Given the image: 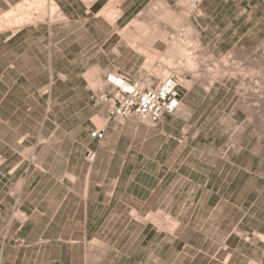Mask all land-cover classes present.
<instances>
[{"label":"rangeland","instance_id":"374dc122","mask_svg":"<svg viewBox=\"0 0 264 264\" xmlns=\"http://www.w3.org/2000/svg\"><path fill=\"white\" fill-rule=\"evenodd\" d=\"M23 1L9 5L0 0V34L21 28L5 15ZM193 1L169 0L168 6L159 0L142 11V20L126 27L149 57L123 51L127 55L104 59L110 61L112 71L131 80L149 75L156 84L174 73L182 82L178 111L174 116L165 115L178 117L172 124L174 154L157 155L170 170L159 191L149 194L141 216L129 211L132 222L126 228L117 224L113 233L99 235L115 248L103 244L92 248L96 264H264V0H243L254 16L248 21L244 17L236 20L223 36L216 32L211 6L199 12ZM30 2L32 22L24 25L59 17L57 10L48 17L42 0ZM41 7L43 15L38 10ZM107 17L112 21L114 14ZM222 21L220 28L225 27L226 21ZM115 39L117 35L112 44ZM176 41L178 46L172 44ZM163 63L171 67L165 75L159 74ZM101 86L100 81L89 85L93 90ZM21 94L16 89L10 93L14 102ZM133 123L129 131L156 124ZM12 124L16 134L0 122V179L23 176L30 158V151L24 149L34 141L18 139L26 123ZM95 124L101 127L102 119ZM139 141L135 136L127 139L133 146L125 177L133 197L138 196L134 181L141 180V160L149 156L135 151ZM86 152L84 157L91 162ZM14 165L19 166L10 174Z\"/></svg>","mask_w":264,"mask_h":264},{"label":"crops","instance_id":"0c3cea01","mask_svg":"<svg viewBox=\"0 0 264 264\" xmlns=\"http://www.w3.org/2000/svg\"><path fill=\"white\" fill-rule=\"evenodd\" d=\"M1 1L10 5L18 0ZM53 1L59 13L54 22L0 34V122L14 134L12 123H26L18 139L34 140L24 149L30 158L23 176L0 179V264H96L92 248H115L99 235L113 233L117 224L126 228L132 222L129 211L137 217L143 214L149 194L159 191L170 170L157 155L170 157L175 151L172 124L178 117L164 116L146 125L148 129L136 126L129 131L137 122L134 118L110 117L105 104L92 102L103 88L105 74L114 72L104 59L133 51L126 27L142 20V11L159 0ZM193 4L199 12L211 6L221 36L236 20L254 16L243 0ZM112 13L111 21L107 16ZM221 20L226 21L224 28L219 27ZM99 81V89L89 87ZM13 89L22 92L18 102L10 95ZM101 119L103 124L96 127ZM95 128L104 129L101 140L90 136ZM132 136L140 139L135 151L149 155L138 168L136 197L129 194L131 183L125 177L133 146L127 139ZM87 150L95 153L91 162L84 157Z\"/></svg>","mask_w":264,"mask_h":264},{"label":"built area","instance_id":"2783aa9c","mask_svg":"<svg viewBox=\"0 0 264 264\" xmlns=\"http://www.w3.org/2000/svg\"><path fill=\"white\" fill-rule=\"evenodd\" d=\"M103 81V88L92 96V102L94 105L105 104L110 117L157 123L165 115L176 113L180 107L182 78L174 73L156 84L149 75L131 80L116 72L106 73ZM103 135V128H95L90 133L97 140ZM94 156L93 151L86 152L88 160L92 161Z\"/></svg>","mask_w":264,"mask_h":264},{"label":"bare ground","instance_id":"6f19581e","mask_svg":"<svg viewBox=\"0 0 264 264\" xmlns=\"http://www.w3.org/2000/svg\"><path fill=\"white\" fill-rule=\"evenodd\" d=\"M42 3L43 4H45L46 5V8H47V13H48V17L50 16H52V14H54L55 12L54 11H56L58 8H57V6H56V4L54 3V1L53 0H42ZM28 9H32V4H31V2H30V0H25V1H23V2H21V3H18L16 6H14V8H11V10L9 11V12H7V14L5 15L6 16V18L8 17H13V25H15L16 27H18V26H20V27H22V25H24V24H28L29 22H30V13L28 12ZM37 9V8H36ZM38 10H39V13H41V15H43L44 13V9L41 7V8H38ZM30 11V10H29ZM58 16H59V14H58ZM7 18V19H8ZM17 18V19H16ZM38 18V17H37ZM5 20V19H4ZM3 20V21H4ZM9 21V20H8ZM32 22V21H31ZM30 22V23H31ZM7 25H9V23L7 24ZM12 25V24H11ZM158 27V26H157ZM159 28V27H158ZM158 30V29H157ZM160 30V29H159ZM163 31H165V30H163ZM163 31H161V32H163ZM155 32V31H154ZM160 32V33H161ZM157 33H159V32H157ZM154 34V33H153ZM155 34H156V32H155ZM163 35V34H162ZM156 36H157V34H156ZM159 37H161V35H158ZM164 36V35H163ZM152 38V37H151ZM154 38V37H153ZM163 38V37H162ZM178 39V38H177ZM127 40H128V43H129V45H130V48L133 50V51H138L140 54H143V56L144 55H147V52L144 50V49H142V48H140V46H138L137 44H136V39L135 38H127ZM154 40V39H153ZM149 41V40H148ZM152 41V40H151ZM171 41V40H170ZM173 41V40H172ZM144 42H146V40H144ZM171 44V43H170ZM174 46H178V41H176V42H174V43H172ZM170 46V45H169ZM173 46V47H174ZM182 47V46H181ZM182 50H183V48H181ZM177 50V49H176ZM183 51H185V50H183ZM149 55V54H148ZM190 56V55H189ZM146 57H148V56H146ZM145 57V58H146ZM163 57V56H162ZM190 59V58H189ZM161 60V59H160ZM169 63V62H168ZM189 63H191V62H189ZM147 65H148V63H146ZM145 64V65H146ZM165 66H164V69L163 70H158L159 71V74H160V72H162L163 74L164 73H166L167 71H168V69H170L171 67L169 66V64H167V63H163ZM146 65V66H147ZM195 65V64H194ZM174 66V65H173ZM174 69V68H173ZM172 70V69H171ZM157 75V74H156ZM165 75V74H164ZM210 83V82H209ZM207 84V83H206ZM261 101V100H260ZM263 103V102H262ZM262 107H263V105H262ZM252 113V112H251ZM250 113V114H251ZM254 114V113H253ZM252 114V115H253Z\"/></svg>","mask_w":264,"mask_h":264}]
</instances>
